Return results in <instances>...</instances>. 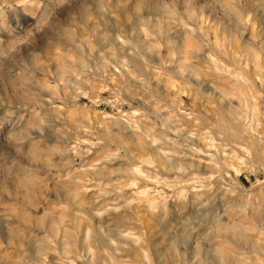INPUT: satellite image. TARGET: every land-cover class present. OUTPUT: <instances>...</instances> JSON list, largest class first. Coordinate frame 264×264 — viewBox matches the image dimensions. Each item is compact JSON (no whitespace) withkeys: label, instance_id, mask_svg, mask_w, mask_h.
I'll use <instances>...</instances> for the list:
<instances>
[{"label":"rangeland","instance_id":"rangeland-1","mask_svg":"<svg viewBox=\"0 0 264 264\" xmlns=\"http://www.w3.org/2000/svg\"><path fill=\"white\" fill-rule=\"evenodd\" d=\"M0 264H264V0H0Z\"/></svg>","mask_w":264,"mask_h":264}]
</instances>
